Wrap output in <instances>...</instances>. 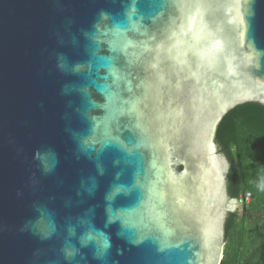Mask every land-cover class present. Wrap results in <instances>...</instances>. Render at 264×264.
Wrapping results in <instances>:
<instances>
[{"label": "water", "instance_id": "obj_1", "mask_svg": "<svg viewBox=\"0 0 264 264\" xmlns=\"http://www.w3.org/2000/svg\"><path fill=\"white\" fill-rule=\"evenodd\" d=\"M248 101L264 0H0V264H220Z\"/></svg>", "mask_w": 264, "mask_h": 264}, {"label": "trees", "instance_id": "obj_2", "mask_svg": "<svg viewBox=\"0 0 264 264\" xmlns=\"http://www.w3.org/2000/svg\"><path fill=\"white\" fill-rule=\"evenodd\" d=\"M229 164L226 190L241 200L228 212L220 264H264V105L243 102L224 114L214 135Z\"/></svg>", "mask_w": 264, "mask_h": 264}, {"label": "clouds", "instance_id": "obj_3", "mask_svg": "<svg viewBox=\"0 0 264 264\" xmlns=\"http://www.w3.org/2000/svg\"><path fill=\"white\" fill-rule=\"evenodd\" d=\"M243 199V198H242ZM242 199L240 200V201H242ZM108 247V244H107V242L105 241V242H103V244H102V248H104V249H106Z\"/></svg>", "mask_w": 264, "mask_h": 264}, {"label": "built area", "instance_id": "obj_4", "mask_svg": "<svg viewBox=\"0 0 264 264\" xmlns=\"http://www.w3.org/2000/svg\"><path fill=\"white\" fill-rule=\"evenodd\" d=\"M250 197V194L249 193H246L243 197L244 200H248V198Z\"/></svg>", "mask_w": 264, "mask_h": 264}, {"label": "rangeland", "instance_id": "obj_5", "mask_svg": "<svg viewBox=\"0 0 264 264\" xmlns=\"http://www.w3.org/2000/svg\"><path fill=\"white\" fill-rule=\"evenodd\" d=\"M241 202H242V201H239V203H238V205H237V207H236V209H237L238 211H240V208H241Z\"/></svg>", "mask_w": 264, "mask_h": 264}]
</instances>
